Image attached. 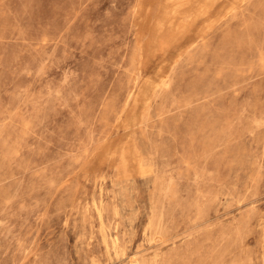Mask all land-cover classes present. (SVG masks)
<instances>
[{
  "label": "rangeland",
  "instance_id": "1",
  "mask_svg": "<svg viewBox=\"0 0 264 264\" xmlns=\"http://www.w3.org/2000/svg\"><path fill=\"white\" fill-rule=\"evenodd\" d=\"M0 264H264V0H0Z\"/></svg>",
  "mask_w": 264,
  "mask_h": 264
}]
</instances>
